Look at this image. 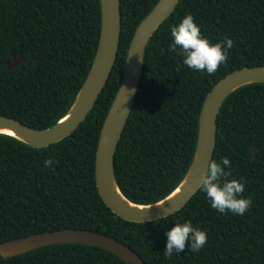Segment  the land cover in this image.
I'll use <instances>...</instances> for the list:
<instances>
[{"label": "trees", "instance_id": "1", "mask_svg": "<svg viewBox=\"0 0 264 264\" xmlns=\"http://www.w3.org/2000/svg\"><path fill=\"white\" fill-rule=\"evenodd\" d=\"M122 35L111 77L87 119L69 137L46 148L0 134V243L63 229L98 232L129 246L147 264H264V84L234 92L218 118L214 159L227 157L229 179L243 177L252 206L243 216L221 214L198 191L179 212L147 223L119 217L96 183L102 128L121 85L128 52L141 22L160 0H120ZM195 17L213 42L228 37L227 62L209 75L183 66L169 52L170 26ZM101 35L100 0H0V116L46 130L64 118L92 67ZM182 51V50H181ZM26 57L12 71L6 61ZM264 66V0H181L148 44L131 117L115 169L123 194L138 205L169 196L186 176L196 150L204 102L229 74ZM253 149H258L256 158ZM54 160L52 168L44 161ZM227 170V169H226ZM191 220L206 230V245L186 243L165 258L166 233ZM0 264H127L99 247L46 246Z\"/></svg>", "mask_w": 264, "mask_h": 264}, {"label": "water", "instance_id": "2", "mask_svg": "<svg viewBox=\"0 0 264 264\" xmlns=\"http://www.w3.org/2000/svg\"><path fill=\"white\" fill-rule=\"evenodd\" d=\"M180 1L160 0L137 28L128 52L121 85L99 139L96 157V183L99 194L113 213L134 223L153 222L165 216L169 217L187 205L199 191L202 176L208 170L210 161L214 159L218 118L224 103L242 87L264 84V66L237 70L218 82L204 102L195 154L182 182L169 196L155 204L138 205L131 202L118 184L115 157L135 105L148 44L160 26L175 12ZM100 4L101 35L97 53L87 79L68 113L55 126L46 130L35 129L18 120L0 116V134L14 137L32 148H46L72 135L87 119L115 68L122 35L121 1L100 0ZM25 61L26 57L13 55L6 61V66L12 71L21 67ZM131 90H134L132 94L129 93ZM1 130H9L13 134L2 133ZM252 151L256 158L258 149ZM176 191L179 193L175 194ZM67 243L102 248L127 264H147L134 250L116 239L81 229H63L0 243V255L6 258L16 257L46 246Z\"/></svg>", "mask_w": 264, "mask_h": 264}, {"label": "clouds", "instance_id": "3", "mask_svg": "<svg viewBox=\"0 0 264 264\" xmlns=\"http://www.w3.org/2000/svg\"><path fill=\"white\" fill-rule=\"evenodd\" d=\"M170 35L171 43L168 51L172 53L179 51L183 58V66L198 72L206 71L209 75L227 62L233 47L231 38L226 37L221 41L213 42L205 37L191 14H185L179 23L171 25ZM132 92L134 90L129 93ZM43 163L45 168H52L54 160L48 158ZM231 168L232 165L226 156L219 161L211 160L208 170L202 176L199 191L205 195L210 207L217 212L221 214L230 212L233 215L243 216L250 209L253 201L250 196L243 195L246 185L243 177L229 179L232 176ZM166 237L163 254L165 258L178 255L185 249L186 243L192 253H198L208 239L207 231L193 226L191 220L176 222L175 226L166 233Z\"/></svg>", "mask_w": 264, "mask_h": 264}, {"label": "bare ground", "instance_id": "4", "mask_svg": "<svg viewBox=\"0 0 264 264\" xmlns=\"http://www.w3.org/2000/svg\"><path fill=\"white\" fill-rule=\"evenodd\" d=\"M2 133H7V134H13L11 131L9 130H1ZM179 193V191H176L175 194Z\"/></svg>", "mask_w": 264, "mask_h": 264}]
</instances>
